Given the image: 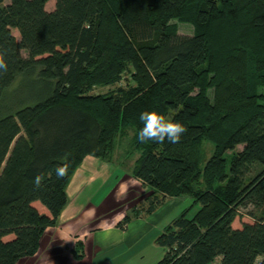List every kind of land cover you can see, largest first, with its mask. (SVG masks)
Instances as JSON below:
<instances>
[{
	"label": "trees",
	"instance_id": "1",
	"mask_svg": "<svg viewBox=\"0 0 264 264\" xmlns=\"http://www.w3.org/2000/svg\"><path fill=\"white\" fill-rule=\"evenodd\" d=\"M47 2L0 0V98L18 75L44 83L37 99L0 115V264L36 253L84 157L112 163L129 128L139 153L129 170L152 190L133 215L167 197L200 205L159 235L157 264H264V0ZM173 19L193 33H178ZM124 75L126 87L92 93ZM145 112L186 131L175 143L141 142ZM203 141L212 150L200 166L192 149ZM249 206L252 221L236 224ZM82 246L72 248L77 259Z\"/></svg>",
	"mask_w": 264,
	"mask_h": 264
},
{
	"label": "crops",
	"instance_id": "2",
	"mask_svg": "<svg viewBox=\"0 0 264 264\" xmlns=\"http://www.w3.org/2000/svg\"><path fill=\"white\" fill-rule=\"evenodd\" d=\"M121 171L122 169L116 168L111 162L86 155L68 181L67 202L60 212L58 224L47 227L40 237L36 253L21 259L17 264H89L90 258L97 260L100 255L105 256L106 253L130 244L131 240L134 241L141 226L155 217L171 199L166 198L165 203L152 213L147 214L140 210L123 228L118 226L125 213L121 207L96 214V210L104 205V200L113 188L122 187L125 190L127 185H139L143 190L146 189V195L152 192L129 169L127 172ZM114 174L119 177L114 179ZM109 183H112L109 190L103 193L104 187ZM135 195L128 192L126 197L135 204L138 200ZM78 241L84 244L88 254L83 261L72 260L70 253V249ZM106 259L107 257L97 260V264H108Z\"/></svg>",
	"mask_w": 264,
	"mask_h": 264
},
{
	"label": "rangeland",
	"instance_id": "3",
	"mask_svg": "<svg viewBox=\"0 0 264 264\" xmlns=\"http://www.w3.org/2000/svg\"><path fill=\"white\" fill-rule=\"evenodd\" d=\"M8 2L9 0H4V4H7ZM54 6L55 0H48L45 8L46 10H52L54 9ZM171 23L176 26L177 32L180 34L191 35L193 33V25L188 22L173 19L171 20ZM12 33L15 35L16 39L19 40L17 30L13 29ZM21 53L23 56L27 55L24 50ZM128 83L129 78L124 75L120 82L112 86H97L92 90V93H107L112 90H116L119 87H126ZM43 88L44 83L41 80H36L30 76L21 77L18 75L0 98V115L23 105L26 100L33 98L37 99V97L42 93ZM259 91H264V89L259 88ZM208 94L211 95V89L208 90ZM132 134L133 130L129 128L125 131L124 136H117L113 154L111 156L112 163L116 168L122 169L123 172H127L128 169L133 167L139 156V153L133 149V145L131 143ZM193 148L192 152L197 154L196 157L201 161L200 166H202L203 162H205L211 153L212 145L203 141L199 146H194ZM241 148L242 145H238L235 148V151H238ZM255 170L256 169H253L251 174H254ZM111 184L112 183H109V185L104 187L103 193L109 190L108 188H110ZM90 188L92 187H89V189ZM125 188H127L125 189L126 191L122 187L119 189L113 188V190L109 193L110 195L106 200H104V205L96 210V214L100 211H114L115 209L121 207L122 211L125 212L122 218L129 215L130 219H132L134 214L133 209H135V207L140 203L144 202L148 195H146V189L143 190L139 185H127ZM128 192L130 194H136L135 197L138 198V200L135 202L138 203V201H140V203L134 204V201L128 199L126 197ZM97 198L99 197L97 196ZM167 198H170L171 200L164 205L165 209L163 207V209L160 208L162 210H159V213L155 217H152L150 221H146V223L141 226L137 235H135L134 241L131 240L130 244H126L118 250L106 253L105 256L100 255V258L97 260L100 261L102 258L107 257L105 262L108 264H157V262L165 254V248L158 243L159 235L164 232L165 228L169 226L183 211H187L186 215L188 217H192L200 206L199 204H193L192 198L188 195H182L177 198ZM241 211L243 214L240 216V219L238 218V220L235 221L236 224H239L244 220L252 221L250 216L247 214L249 211H255L252 206L242 209ZM149 218L150 217H148V219ZM70 253L73 257L72 260L74 259L75 261H83L86 257H88V254L84 249V244L82 246V257L80 259L75 258L72 253V249H70ZM97 260H92V258H90L89 264H97Z\"/></svg>",
	"mask_w": 264,
	"mask_h": 264
},
{
	"label": "clouds",
	"instance_id": "4",
	"mask_svg": "<svg viewBox=\"0 0 264 264\" xmlns=\"http://www.w3.org/2000/svg\"><path fill=\"white\" fill-rule=\"evenodd\" d=\"M7 64L0 58V70H6ZM140 119L143 121V127L139 129L137 136L141 142L154 140L164 142L165 140L175 143L186 131L185 127L179 121L166 120L162 114L156 112H145L141 114ZM68 171V165L58 166L56 176L63 177ZM39 182V178H37Z\"/></svg>",
	"mask_w": 264,
	"mask_h": 264
}]
</instances>
